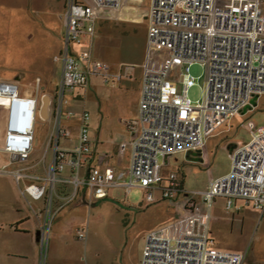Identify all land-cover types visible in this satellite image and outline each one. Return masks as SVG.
Listing matches in <instances>:
<instances>
[{"label": "built area", "instance_id": "2783aa9c", "mask_svg": "<svg viewBox=\"0 0 264 264\" xmlns=\"http://www.w3.org/2000/svg\"><path fill=\"white\" fill-rule=\"evenodd\" d=\"M64 1L62 72L44 120L49 122L46 147L52 148V160L43 176L29 172L33 165L12 169L17 181L28 180L24 192L43 198L41 245L54 219L52 192L58 184L90 199L105 197L114 186H123L126 193L140 187L147 204L155 202L160 190L174 213L147 230L138 264H244V251L214 247L210 209L220 197L226 209L239 200L264 213V126L247 124L251 138L231 150L230 171L211 178L202 191H186L174 172L164 175L161 158L179 150H198L209 168L205 140L264 94L262 0H149L138 115L127 123L134 132L132 139L118 145L119 156L128 144L131 148L125 172L101 164L104 155L96 154L88 136L89 113L75 112L69 96L75 88H85L91 74L113 81L108 64L93 57L92 45L96 21L117 11L123 0ZM197 61L205 67L206 91L192 103L187 94L195 80L189 66ZM38 84L39 77L25 73L0 79V150L13 160L27 161L37 138ZM62 139L69 145L61 144ZM78 236L84 239L86 232L79 230Z\"/></svg>", "mask_w": 264, "mask_h": 264}, {"label": "rangeland", "instance_id": "374dc122", "mask_svg": "<svg viewBox=\"0 0 264 264\" xmlns=\"http://www.w3.org/2000/svg\"><path fill=\"white\" fill-rule=\"evenodd\" d=\"M148 3L149 0H142L134 11L127 2L124 5H129V10L126 7L121 19L119 16L102 19L96 25L93 57L103 59L110 72L128 73L131 80L123 77L106 82L101 74H91L85 88H75L69 93L71 108L89 113L88 136L92 143L98 140L99 154L119 156L115 155V133L122 129L119 118L139 101ZM262 3L264 9V0ZM64 6V0H0V79H13L25 73L31 78L39 77L34 89L40 97L53 93L62 72L59 53L65 28ZM126 13L132 18H127ZM189 73L195 83L187 95L196 103L205 95V67L199 61L194 62ZM251 106L243 114L229 118L221 126L222 132L209 142L207 154L213 176L226 170L230 141L242 144L249 141L250 121L255 127L264 126V94L254 97ZM46 119H37V142L27 161L13 160L8 152L0 150V264H138L147 230L164 223L174 213L160 190L155 192V202L147 204L140 187H132L126 193L123 186H114L105 197L90 199L81 192L73 195L69 186L58 184L52 192L55 214L47 240L43 245L38 241L36 252L33 250L23 258L6 255L15 239L4 224L15 213L12 204L19 201L27 206L43 204V198L35 199L24 192L25 180L17 181L12 169L33 165L29 172L37 176L45 174L52 160V148L46 147L49 134ZM61 144L69 145V140L62 139ZM161 161H165L163 174L176 173L186 191H198L208 184L209 171L198 160L188 162L184 154L175 152ZM128 166L125 156L120 169L127 170ZM220 199L213 207L218 218L212 222L214 247L245 251L244 264H264V215L248 205H243L240 211L225 209L224 200ZM233 216L235 220L231 221ZM230 222H233L231 230ZM79 230L86 232L84 239L78 236Z\"/></svg>", "mask_w": 264, "mask_h": 264}, {"label": "crops", "instance_id": "0c3cea01", "mask_svg": "<svg viewBox=\"0 0 264 264\" xmlns=\"http://www.w3.org/2000/svg\"><path fill=\"white\" fill-rule=\"evenodd\" d=\"M132 1L134 2L133 4H132ZM141 1L142 0H131V1L123 0L122 6L117 11L110 12L107 17L98 19L96 21V25H97V22L101 21L102 19L104 20V19H109V18H113V17H117V16H119L118 18L121 19L122 18L121 15H123L126 12L125 10L127 8H128L127 10H129V5H124V4H126L127 2L131 3L132 6H131L130 10H134L135 11V10H137L140 7V5H138V4ZM262 7H263V3H262ZM147 9H148V5H147V8H146V12H147ZM146 12H145V14H146ZM129 15H130V13H126L127 18L131 19L132 16L130 15L131 17H129ZM145 23H146V20H145ZM146 30H147V27H146ZM145 35H146V33H145ZM93 42H94V40H93ZM145 57H146V50H145ZM101 60L104 61L103 59H101ZM110 73L114 75V78H113L114 80H116V79L120 80L123 77H124V79L126 81L131 80V79H129V77H127V76H129V75H127L128 73H123L121 70H118V71H115V72L111 71ZM140 86H141V75H140ZM139 95H140V87H139V90H138V97H139ZM138 106H139V101H138L137 105H135L134 108L130 107V109L127 112L126 111H124V112L121 111L122 112V114H121L122 116L119 118V122L121 123L122 129L121 130H117L116 133H115V137H116L115 141H117V145H116V149H115V155L118 154V145H119V143L122 142V141L128 142L133 137V133L134 132H133V130H131L128 127L127 123L129 121L135 120L137 118ZM227 122L228 121H226V123ZM223 125H225V124H223ZM220 132H222L221 128L218 130L217 133H215L214 135L208 137L205 140V149H206V151L208 150L207 148H208L209 142L215 136H217ZM0 140H1V134H0ZM35 142H37V140H35ZM239 145H242V143H240L239 141L238 142L230 141L229 144H228L229 150H230L229 153L231 152V150H233L236 146H239ZM93 147H94V150H95L96 154H99V152H98L99 151V149H98V140L95 141V143H93ZM177 152H180V153L184 154V156L186 158V161H188V162H191L193 160H198L199 162L202 163L200 152L198 150H179ZM130 154H131V148H130V145L128 144L126 149H125V151H124V154L122 156L116 157V156H114V155H112V154H110L108 152H106L104 154H99V155H104V159L101 161V164L112 166L115 169L116 172H125L127 170H121L120 169V165H121V163L123 161V158L125 156L127 157L128 162H129ZM231 165H232V159H231V156L229 154V162H228V165L226 166V170L221 172V173H219L218 175L213 176L210 173V169H209L210 166H209V168L205 167L209 171V180L211 178H218V177L223 176L224 174L228 173L230 171V169H231ZM47 166H48V164H47ZM161 171H162V169H161ZM176 176H177V174H176ZM177 178L179 179L178 176H177ZM24 180H25V185H26L28 180L27 179H24ZM209 180H208V184L205 186V188L204 189H200L198 191L205 190L208 187V185H209ZM179 181H181V180L179 179ZM164 183H165V181L162 182V184H164ZM181 184L183 185V181H181ZM183 187H184V185H183ZM219 198L220 197L216 198L213 201L211 209H210L209 233H210L211 237H212V232H213L212 222L215 221V220L218 221L217 216L213 214V207L215 206V204L217 203V200ZM222 199H220V200H222ZM223 204H224V202H223ZM223 206L225 207V205H223ZM11 207L15 211V213L11 214V216L5 221L4 224H5V227H6L5 229H7V231L9 233H11L15 239H14V244L12 245L13 247L11 249L9 248V249L6 250V255L7 256H14V257L23 258L24 256H26L27 253H32L33 250L36 252L37 243H38V241H40L39 235H40L41 225H42V222H43L42 213H41L42 209H43V204H42V206H38V205L34 206V205H32L30 203L29 206H27V204L25 202L19 201L17 204H15V203L12 204ZM232 208H234L236 211H240L241 209L244 208V206L239 200H236L234 202V205H233ZM260 215H264V213L260 214ZM230 219H231V221H234L235 217L233 216V218H230ZM232 226H233V222H230V226H229L230 230H231ZM40 244H41V242H40ZM142 250H143V248H142ZM141 256H142V252H141ZM141 256H140V259H141ZM245 264H246V262H245Z\"/></svg>", "mask_w": 264, "mask_h": 264}, {"label": "water", "instance_id": "95a60500", "mask_svg": "<svg viewBox=\"0 0 264 264\" xmlns=\"http://www.w3.org/2000/svg\"><path fill=\"white\" fill-rule=\"evenodd\" d=\"M51 96L49 94H43L41 96L40 105L38 108V115L40 118H47L48 117V109L50 104ZM37 140V138H36Z\"/></svg>", "mask_w": 264, "mask_h": 264}]
</instances>
